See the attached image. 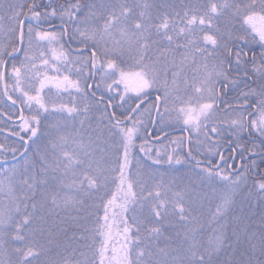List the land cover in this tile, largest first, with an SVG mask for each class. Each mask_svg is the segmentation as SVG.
Wrapping results in <instances>:
<instances>
[{"label": "snow or ice", "instance_id": "snow-or-ice-1", "mask_svg": "<svg viewBox=\"0 0 264 264\" xmlns=\"http://www.w3.org/2000/svg\"><path fill=\"white\" fill-rule=\"evenodd\" d=\"M0 264H264V0H0Z\"/></svg>", "mask_w": 264, "mask_h": 264}]
</instances>
